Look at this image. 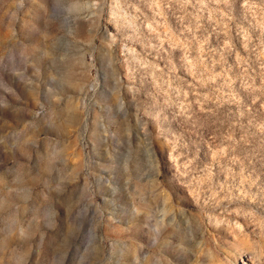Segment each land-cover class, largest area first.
<instances>
[{
  "label": "rangeland",
  "instance_id": "obj_1",
  "mask_svg": "<svg viewBox=\"0 0 264 264\" xmlns=\"http://www.w3.org/2000/svg\"><path fill=\"white\" fill-rule=\"evenodd\" d=\"M0 264H264V0H0Z\"/></svg>",
  "mask_w": 264,
  "mask_h": 264
}]
</instances>
